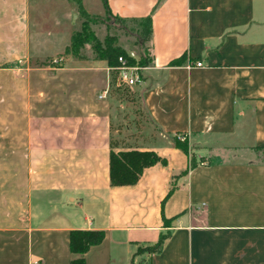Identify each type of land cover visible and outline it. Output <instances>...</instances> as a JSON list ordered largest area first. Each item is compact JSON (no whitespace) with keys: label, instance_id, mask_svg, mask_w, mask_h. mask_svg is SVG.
Returning <instances> with one entry per match:
<instances>
[{"label":"crops","instance_id":"0c3cea01","mask_svg":"<svg viewBox=\"0 0 264 264\" xmlns=\"http://www.w3.org/2000/svg\"><path fill=\"white\" fill-rule=\"evenodd\" d=\"M99 1L104 12L89 9ZM107 1L153 30L152 60L131 88L157 134L127 127L116 149L153 150L166 164L112 187L109 66L71 54L63 67L32 64L66 52L77 5L0 0V264H264V0ZM82 4L106 13L102 0ZM74 230L105 239L75 255ZM163 234L160 252L137 254Z\"/></svg>","mask_w":264,"mask_h":264},{"label":"trees","instance_id":"16d2710c","mask_svg":"<svg viewBox=\"0 0 264 264\" xmlns=\"http://www.w3.org/2000/svg\"><path fill=\"white\" fill-rule=\"evenodd\" d=\"M77 7L80 15L84 19L82 28L76 31L71 40L70 46L67 48V54H71L75 57L81 55V51L88 45H90L96 55V60L104 61L107 63L110 69H115L120 66L119 58L124 57L128 58L130 65L139 64L140 66H147L151 62V53L150 47L145 46L143 50V55L139 60L131 59L128 56L126 49L122 46H119L115 43L114 39L107 38L104 42L100 41L94 32L91 30L88 21L91 18L98 19L99 16L89 15L82 4V0H71ZM106 9L108 16H113L108 6L107 0H102ZM118 21H132L138 22L143 28L140 32L142 38V46L147 43H150L152 39V19L150 17L143 18L140 20H124L118 17H115ZM116 70V69H115ZM113 82L118 85L122 83L116 78L112 79L110 88H112ZM175 146L186 153H189V144L186 140L181 141L180 138L176 137ZM158 163L166 164L164 160L157 152L153 150H138V149H129V150H117L112 147L110 153V183L112 187H123V186H132L139 182L145 169L152 167ZM197 166V161L194 157H191V163L189 168L183 172L185 175L189 169ZM176 187L173 186L167 196L175 191ZM166 198V199H167ZM171 223L170 220L165 219V224L169 226ZM169 234H163L159 238V241L151 246H146L144 248L140 247L137 251V254L148 252V253H158L162 250L165 241L168 239ZM105 239V232L102 230H74L70 234V250L75 255H84L88 252L93 246L99 245ZM70 264H87L86 260L82 258H73Z\"/></svg>","mask_w":264,"mask_h":264},{"label":"rangeland","instance_id":"374dc122","mask_svg":"<svg viewBox=\"0 0 264 264\" xmlns=\"http://www.w3.org/2000/svg\"><path fill=\"white\" fill-rule=\"evenodd\" d=\"M92 11L104 12V7L102 2L99 1L98 9L95 6H88ZM96 18V17H95ZM91 18L88 24L91 30L94 32L96 37L104 42L105 39L111 38L115 40V43L122 46L127 52H135L139 59L143 55V50L145 46H149V43L142 46V38L140 32L142 31V26L138 22L132 21H118L115 17L108 16L105 13L103 16H99L98 19ZM84 19L79 14V18L75 19V29L76 31L82 28ZM75 31V32H76ZM60 42L67 41L65 35L60 36ZM59 39V38H58ZM56 44L58 42L56 41ZM57 47L55 50L60 49ZM65 56L66 61H64L60 56ZM61 54L52 53V58L45 61H33L35 66H51L52 68H59L67 65V50L66 52H61ZM73 56V55H72ZM61 58V59H60ZM75 60H96V55L90 45L86 46L79 57L73 56ZM111 81L114 78L120 81V73L118 70L110 69ZM113 82L111 88V100L115 108V116L113 119V136H112V146L114 148H121L125 146L127 140L134 132L135 135H140L145 140L149 138L150 135H155L157 132L154 131L151 123L147 117V114L143 108L141 97L138 91L134 88L126 86L125 84L118 85ZM12 91V90H8ZM5 91L0 89V94ZM127 127H130L132 131L127 132ZM129 136V137H128ZM184 141V140H182Z\"/></svg>","mask_w":264,"mask_h":264},{"label":"built area","instance_id":"2783aa9c","mask_svg":"<svg viewBox=\"0 0 264 264\" xmlns=\"http://www.w3.org/2000/svg\"><path fill=\"white\" fill-rule=\"evenodd\" d=\"M129 58L139 60L137 54L133 51L128 53ZM61 59V58H60ZM120 66L115 68L120 73V82L126 86H134L137 82L142 79V71L145 69L144 66L139 64L130 65L128 58H119ZM195 66H202L201 62H197ZM105 95H101L100 98H104ZM37 264V263H36Z\"/></svg>","mask_w":264,"mask_h":264}]
</instances>
